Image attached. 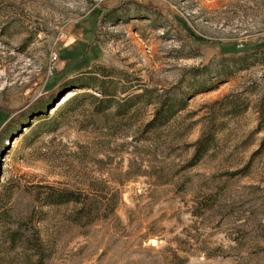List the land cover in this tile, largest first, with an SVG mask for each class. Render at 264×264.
I'll return each mask as SVG.
<instances>
[{
    "label": "rangeland",
    "instance_id": "rangeland-1",
    "mask_svg": "<svg viewBox=\"0 0 264 264\" xmlns=\"http://www.w3.org/2000/svg\"><path fill=\"white\" fill-rule=\"evenodd\" d=\"M26 240L264 264V0H0V264H35Z\"/></svg>",
    "mask_w": 264,
    "mask_h": 264
},
{
    "label": "trees",
    "instance_id": "trees-1",
    "mask_svg": "<svg viewBox=\"0 0 264 264\" xmlns=\"http://www.w3.org/2000/svg\"><path fill=\"white\" fill-rule=\"evenodd\" d=\"M70 90H72V89H70ZM78 97V95L77 94H75L71 99H69V100H67L62 106H61V108H59V110L57 111V114H59V113H61L62 111H65L72 103H75L76 102V100L79 98H77ZM145 98H148V97H145ZM150 100H148L147 99V102H149ZM106 102V101H105ZM105 102H99V104H100V106H101V104H104ZM129 104V102L127 103V104H122V105H118L119 107H124V106H126V105H128ZM47 110H48V107L47 108H43V109H41V112H45V114H46V118H47V116H48V113H47ZM102 111H103V109H101V107H99V109H96V114L97 115H101L102 114ZM42 114V113H41ZM162 115H161V112L160 111H157L156 113H155V116H154V118L146 125V127H145V133L148 131V129L151 127V126H153V125H155V124H157V125H159V124H161L163 121H164V118L163 117H161ZM205 146H204V144H202V142H199V143H197V149H196V152H197V154L199 153V152H202V150H204L203 148H204ZM65 198H68V199H66L65 201H56L55 202V200L54 201H52V203L51 204H54V205H58V204H60V202L61 203H65V202H71L70 200V194H67V197H65ZM64 199V198H63ZM81 211H84L85 213H86V218H88V215H90V211L88 212V211H85L83 208L82 209H80ZM24 244L26 245V246H29L30 248H31V252L33 253V255H34V257H35V264H44V259H45V255H44V248L41 246V244L38 242V240H36V241H32V242H30V241H28V240H26L25 242H24Z\"/></svg>",
    "mask_w": 264,
    "mask_h": 264
},
{
    "label": "bare ground",
    "instance_id": "bare-ground-1",
    "mask_svg": "<svg viewBox=\"0 0 264 264\" xmlns=\"http://www.w3.org/2000/svg\"><path fill=\"white\" fill-rule=\"evenodd\" d=\"M72 97V93L68 94V96L66 98H64L63 101L60 102V104L58 106H60L65 100H67L68 98Z\"/></svg>",
    "mask_w": 264,
    "mask_h": 264
}]
</instances>
